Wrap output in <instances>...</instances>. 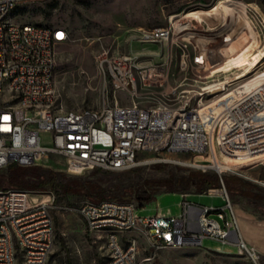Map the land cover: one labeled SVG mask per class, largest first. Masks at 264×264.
<instances>
[{
    "label": "built area",
    "instance_id": "built-area-1",
    "mask_svg": "<svg viewBox=\"0 0 264 264\" xmlns=\"http://www.w3.org/2000/svg\"><path fill=\"white\" fill-rule=\"evenodd\" d=\"M21 1L0 0V168L34 165L51 153L64 156L73 172L127 170L143 151L264 155V88L240 91V85L207 105L180 103L181 96H171L175 89L162 90L159 66L136 54L98 56L99 70L116 93L113 102L65 108L55 88L56 47L69 32L62 25L16 22L13 12ZM182 30L175 23L143 29L139 41L175 39ZM120 90L132 93L131 103H120ZM205 195L222 201L186 198L177 214L142 215L135 203L110 199L86 201L78 210L91 231L105 234L110 264H140L138 238L127 235L134 229L147 232L156 249L204 246L212 239L259 264L223 177ZM53 208V200L28 189L0 190V264L47 263L55 243Z\"/></svg>",
    "mask_w": 264,
    "mask_h": 264
},
{
    "label": "rangeland",
    "instance_id": "rangeland-1",
    "mask_svg": "<svg viewBox=\"0 0 264 264\" xmlns=\"http://www.w3.org/2000/svg\"><path fill=\"white\" fill-rule=\"evenodd\" d=\"M219 1L22 0L13 17L20 23L62 25L68 30V38L56 47L55 71L58 101L65 108L100 107L105 102H113L116 93L98 66V56L104 52L110 55L136 54L143 63L158 65L162 72V90L170 92L175 89L171 96H181L180 103L187 101L192 106H203L225 91L252 81L264 71V59L254 68L250 67L252 56L264 50V0H239L240 9L219 23L188 14L192 10L216 8ZM246 21L252 30L244 27ZM173 23L183 29L175 39L150 43L139 41V33L143 29L166 27ZM196 47L202 50L198 51ZM242 50L247 63L207 76L216 63ZM117 96L121 104H129L133 100L132 93L125 90L118 91ZM197 156L194 153L163 152L159 155L143 151L139 155L140 162L132 167L137 170L124 175L121 174L126 170L100 168L73 172L67 159L57 153L49 154L34 165L64 171L82 180H97L104 186H111L124 178L126 183L145 187L147 192L144 196L151 195L153 200L141 202L132 192H128L125 199L135 203L142 215L176 212L186 198L203 203L221 202L219 196L212 199L205 195L206 191L198 192L194 186L185 191L171 190L172 187H183L175 183L173 176L186 175L192 170L210 171L227 179L225 184L236 210L237 202L245 209L255 206L260 223H264V163L219 171L215 167L192 163L195 158H201ZM8 171L9 165L0 168V190L21 187L11 185L9 179L3 178ZM28 190L54 203L55 243L46 264H110L105 234L91 231L78 210L86 201L99 202L98 195L84 192L58 198L51 189ZM106 195L109 196L105 199L119 201L111 197V192ZM242 230L248 243L257 247L259 264H264V233L257 232L253 237L255 240H250L243 227ZM146 233L141 229L127 233L138 238L140 264H255L235 247L224 250L218 241L212 239H206L204 246L156 249ZM149 256L152 258L147 259Z\"/></svg>",
    "mask_w": 264,
    "mask_h": 264
},
{
    "label": "trees",
    "instance_id": "trees-1",
    "mask_svg": "<svg viewBox=\"0 0 264 264\" xmlns=\"http://www.w3.org/2000/svg\"><path fill=\"white\" fill-rule=\"evenodd\" d=\"M136 168H130L121 175L130 174L136 171ZM4 179H9L10 184L14 186H21L20 188L28 189H51L55 192L58 198H65L71 194L88 193L91 195H98V200H105L111 192V197L117 198L120 202H127V193H135L141 202L151 201L154 198L151 195L144 196L147 192L145 187H136L133 183H126L124 178H120L111 186H104L97 180L87 179L82 180L81 177L68 175L64 171H59L53 168H45L39 165L22 166L17 163L9 165L7 175ZM175 183L182 184L183 187L171 190H188L195 187L198 192H205L210 187L218 186L221 183V176L210 171L192 170L189 174L181 176H173ZM224 181L225 179L223 177ZM171 182H174L171 180ZM174 183V184H175Z\"/></svg>",
    "mask_w": 264,
    "mask_h": 264
},
{
    "label": "bare ground",
    "instance_id": "bare-ground-1",
    "mask_svg": "<svg viewBox=\"0 0 264 264\" xmlns=\"http://www.w3.org/2000/svg\"><path fill=\"white\" fill-rule=\"evenodd\" d=\"M240 6H241V3L239 2V0H220L216 8L209 9V10H200V9L192 10L188 14L191 16H197L198 18L207 20L212 23H219L222 19L231 18L234 15V13L240 9ZM218 9H221V11ZM187 25L188 24H186L185 26ZM250 25L251 24L248 21H246L244 27H248L250 29L251 28ZM251 44L253 45V43ZM245 55H246L245 51L242 50L228 57L222 62L216 63L215 68L212 69L207 76H213V72L228 71L230 69H233L234 67L239 66L240 64L247 63L248 60L245 58ZM252 57H253V60L250 62L251 63L250 67L254 68L258 63H260L264 59V50L258 51ZM256 87L264 88V71L261 74H259L256 78H254L252 81L250 80L249 82L247 81V83L243 84L239 88V90L244 91V90H248V89H252ZM214 107L216 108L217 112H220L221 107L219 105L214 104ZM224 126H225V122L223 121L222 128H224ZM197 157H201V158H195L194 160H192V163L198 164V165L203 164V165L215 167L219 171H222L224 169H231V168H242V166L245 164L251 165V163H255L259 161L260 159H264V155L251 156L249 154H243V153H239L235 155H226V154H218L217 156L208 155L206 158H202L203 156L198 155ZM176 197L177 196H175V198ZM169 199H170V196H169Z\"/></svg>",
    "mask_w": 264,
    "mask_h": 264
},
{
    "label": "crops",
    "instance_id": "crops-1",
    "mask_svg": "<svg viewBox=\"0 0 264 264\" xmlns=\"http://www.w3.org/2000/svg\"><path fill=\"white\" fill-rule=\"evenodd\" d=\"M189 25H193V23H189ZM193 201L197 199H191ZM200 201V200H198ZM210 203V202H205ZM253 209H245L239 202H237V212L240 218L241 227L245 230L247 237L250 240H255L253 238L257 232L264 233V223H260L259 217L257 215V209L253 206ZM181 211V205L176 212L169 214H177Z\"/></svg>",
    "mask_w": 264,
    "mask_h": 264
}]
</instances>
